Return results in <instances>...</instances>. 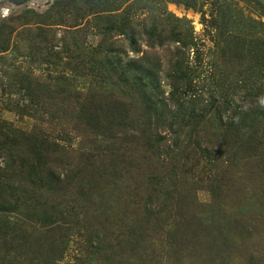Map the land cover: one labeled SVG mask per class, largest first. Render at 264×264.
I'll return each instance as SVG.
<instances>
[{
    "label": "rangeland",
    "instance_id": "1",
    "mask_svg": "<svg viewBox=\"0 0 264 264\" xmlns=\"http://www.w3.org/2000/svg\"><path fill=\"white\" fill-rule=\"evenodd\" d=\"M0 131V264H264V0H0Z\"/></svg>",
    "mask_w": 264,
    "mask_h": 264
},
{
    "label": "trees",
    "instance_id": "2",
    "mask_svg": "<svg viewBox=\"0 0 264 264\" xmlns=\"http://www.w3.org/2000/svg\"><path fill=\"white\" fill-rule=\"evenodd\" d=\"M149 55V56H148ZM172 59V58H171ZM140 65H136V63H131L127 65L124 69H121V73L119 75V81L122 82L121 87L119 91L117 90H111V91H94L91 93V106L93 108V114L95 113L96 116L99 114H105L108 118L107 121V131L109 134H112L115 125L118 119L122 117V115H127L128 110L126 109L125 100L121 99L126 97L127 95H130L129 93L135 94L136 92H139L140 94H143L144 96H148V93L151 92V90L159 91V85H156L155 79L152 77V75L148 74L146 65L147 63H151V61L156 62L158 64L161 63L162 57L157 52L153 54H147L145 57L141 59ZM174 60V58H173ZM177 61V59L175 60ZM107 69H112L111 64L106 62ZM172 65H174L176 62L172 61ZM186 69H189V66L187 64L184 66ZM173 72V78L175 86L183 83L185 76L182 75V69L175 68ZM169 77H171V74H168ZM182 87V86H181ZM152 96H154V93H151ZM112 112V113H111ZM111 113V115H110ZM133 120V119H131ZM0 137H3L0 131ZM115 138V137H114ZM50 147L46 149V147H42L38 143L35 144L33 147V152L36 154L37 161L40 160V157H46V160H42L43 162V168L42 171L45 172L44 179H47V177H53L54 176V167L52 166L55 162L53 157H50L46 150H48ZM51 163V165H50ZM58 169H63L61 166L58 165ZM65 169V168H64ZM66 170V169H65ZM62 173L64 174L65 179L63 180L66 182L69 178V173L62 170Z\"/></svg>",
    "mask_w": 264,
    "mask_h": 264
}]
</instances>
